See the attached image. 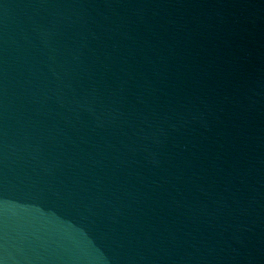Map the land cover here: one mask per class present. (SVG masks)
I'll list each match as a JSON object with an SVG mask.
<instances>
[{
  "label": "water",
  "instance_id": "95a60500",
  "mask_svg": "<svg viewBox=\"0 0 264 264\" xmlns=\"http://www.w3.org/2000/svg\"><path fill=\"white\" fill-rule=\"evenodd\" d=\"M0 264H264V0H0Z\"/></svg>",
  "mask_w": 264,
  "mask_h": 264
}]
</instances>
